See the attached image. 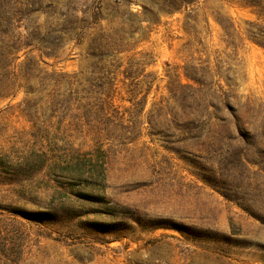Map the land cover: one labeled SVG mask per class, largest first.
Returning a JSON list of instances; mask_svg holds the SVG:
<instances>
[{"label": "rangeland", "instance_id": "1", "mask_svg": "<svg viewBox=\"0 0 264 264\" xmlns=\"http://www.w3.org/2000/svg\"><path fill=\"white\" fill-rule=\"evenodd\" d=\"M0 264H264V0H0Z\"/></svg>", "mask_w": 264, "mask_h": 264}, {"label": "built area", "instance_id": "2", "mask_svg": "<svg viewBox=\"0 0 264 264\" xmlns=\"http://www.w3.org/2000/svg\"><path fill=\"white\" fill-rule=\"evenodd\" d=\"M114 1H117V0H114Z\"/></svg>", "mask_w": 264, "mask_h": 264}]
</instances>
